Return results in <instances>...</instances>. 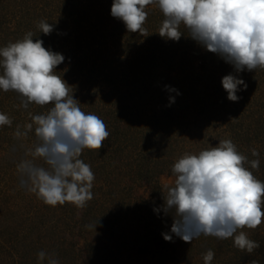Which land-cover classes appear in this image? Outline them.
<instances>
[{
    "label": "trees",
    "instance_id": "16d2710c",
    "mask_svg": "<svg viewBox=\"0 0 264 264\" xmlns=\"http://www.w3.org/2000/svg\"><path fill=\"white\" fill-rule=\"evenodd\" d=\"M112 3L0 0V48L32 31L34 40L65 57L57 74L81 109L98 115L110 132L100 150L85 149L80 157L95 175L87 206L45 205L20 186L16 168L34 147V130L26 138L14 132L31 122L28 112L42 114L53 105L24 109L18 93L0 90V112L13 121L0 127V264H38L41 250L59 264H204L209 249L211 264H264V218L256 229H243L260 244L251 254L236 248L234 238L201 235L186 243L173 235L165 241L173 217L162 209L168 187L161 183L165 175L175 177L172 166L184 153L198 154L223 139L248 160H260L258 170L245 166L264 182V69L235 72L183 25L179 41L161 37L164 17L154 4L145 9L147 36L128 32L111 15ZM42 19L53 25L48 35L37 27ZM228 74L248 85L236 102L222 86ZM97 220L96 229L86 227Z\"/></svg>",
    "mask_w": 264,
    "mask_h": 264
},
{
    "label": "clouds",
    "instance_id": "9594fccd",
    "mask_svg": "<svg viewBox=\"0 0 264 264\" xmlns=\"http://www.w3.org/2000/svg\"><path fill=\"white\" fill-rule=\"evenodd\" d=\"M153 4L164 17L158 32L161 37L179 41L183 25L188 37L232 65L235 72L264 69V0H113L111 15L123 21L128 32L147 36L145 9ZM37 27L45 35L53 31V25L43 19ZM33 38L34 33L28 31L22 39L0 48V90L18 93L24 109L32 104L53 105L42 114L28 112L31 122L23 131L17 125L16 138H26L34 130L36 140L16 165L19 184L45 205L67 202L84 208L93 199L95 175L81 154L85 149L100 150L110 132L98 115L81 109L72 87L57 74L65 57ZM222 86L233 102L240 99L237 92L248 87L233 74L222 78ZM174 102L170 97V104ZM12 123L0 112V127ZM251 155L259 157V152L253 148ZM246 164L258 170L260 160H248L231 139L198 154L184 153L172 166L174 185L163 195L162 209L173 217L170 233H162L164 240L171 242L175 235L192 243L204 235L234 238V246L249 254L258 249L259 242L243 229L254 230L262 223L264 182ZM97 223L86 227L96 229ZM214 255L211 249L203 254L204 264H211ZM37 260L38 264H59L55 254L45 250L37 253Z\"/></svg>",
    "mask_w": 264,
    "mask_h": 264
},
{
    "label": "rangeland",
    "instance_id": "374dc122",
    "mask_svg": "<svg viewBox=\"0 0 264 264\" xmlns=\"http://www.w3.org/2000/svg\"><path fill=\"white\" fill-rule=\"evenodd\" d=\"M175 177L170 176V175H165L161 178V183L166 186V187H170L172 185H174V181H175Z\"/></svg>",
    "mask_w": 264,
    "mask_h": 264
}]
</instances>
